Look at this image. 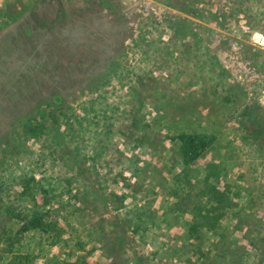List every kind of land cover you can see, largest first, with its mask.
Returning <instances> with one entry per match:
<instances>
[{"label": "rangeland", "instance_id": "1", "mask_svg": "<svg viewBox=\"0 0 264 264\" xmlns=\"http://www.w3.org/2000/svg\"><path fill=\"white\" fill-rule=\"evenodd\" d=\"M37 1L9 0L0 20ZM50 2L28 16L30 32L0 33V171L35 176L28 193L16 190L11 206L29 207L25 214L50 224L23 233L12 252L0 251V264H113L97 242L101 216L93 200H102L100 188L113 200L123 197L107 216H127L138 227L116 264L143 258V264H264V154L244 130L250 125L244 112H264V0H112L109 9L97 4L99 14L91 19L110 25L116 36L94 31L82 39L109 43L100 59L118 58L122 48L116 46L128 45L124 79L109 74L97 88L104 69L79 65L84 58L78 51H59L60 61L46 55L38 72H17L31 50L26 42L55 39V32L52 37L36 27L52 16ZM172 21L187 23L196 37L177 39ZM57 101L75 114L73 129L63 120L52 132L23 131V116L38 108L48 112ZM183 135L211 142L190 167L182 156ZM15 140L16 149L7 152ZM63 141L79 145L73 154L81 166H58ZM209 184L217 186L218 199L204 195ZM83 190L94 192L87 197L91 205L83 202ZM9 226L13 239L20 224Z\"/></svg>", "mask_w": 264, "mask_h": 264}, {"label": "trees", "instance_id": "2", "mask_svg": "<svg viewBox=\"0 0 264 264\" xmlns=\"http://www.w3.org/2000/svg\"><path fill=\"white\" fill-rule=\"evenodd\" d=\"M50 1L55 3V10L52 16L47 17V19L43 21L39 20V23L36 22L38 23L36 27H41L42 29V31L37 32H43L44 34L49 33L52 37V32H55V39H45L49 43L46 42L44 44H41L38 41L34 42L32 39H30L29 42H26V44L31 47V50L28 52V54L26 53L28 58L24 60L23 64H16V67L19 68L17 72L22 69H25V71L28 73L38 72L41 70L39 69V62L41 59H44L46 55L50 56L53 61H60L63 59L59 58L62 56L58 53L59 51L62 50L64 55H70L71 51H73V53L78 51V55H81L82 58H84L76 61L79 65L83 67L85 66L87 69L97 66L98 71L104 69L100 73V80L94 84L95 88L101 85V81H107L110 78L107 76L109 74H115L119 79H124V69L127 68L123 67L122 62L126 57L128 45L125 43H119L118 46H116L118 49L122 48V54H120L118 58H114L113 56L110 59H100L104 58V53L107 52L106 48L109 49V46H107L109 43L107 42V44H104L101 42H96L92 39H89V37L82 39V37L86 34L90 37H93L92 33L94 31H98L100 33L105 31L109 36H116V33H113L115 32V29H113L110 25H98L95 23L94 18L93 20L91 19L93 17V13H98V11L95 9L97 4L104 7L105 9H109L108 4H112V0H38L35 4L26 6L24 9L18 8L16 9L17 11H9L6 14L4 20H0V33L9 31L10 28H12L10 31L11 33L17 31L19 28L21 29V32L26 29L30 32L31 21L30 17L28 16H32V12L34 13L39 3H47L50 5ZM177 7L179 11L185 13L188 12L184 6ZM103 9H101V11H103ZM124 16L125 15L120 14L119 20L125 19ZM26 17L28 18L25 19ZM177 17L183 21L190 22L187 18H182L179 16ZM168 25L174 30L176 38L182 42L196 37L194 29L190 28L187 23H177L172 21L169 22ZM67 34H70V36L68 37ZM75 44H78V47H74ZM21 45H23V43L19 45L17 44V48L19 49ZM87 45L92 50V54H87V51L85 50L86 48H84ZM66 61L70 62V59L67 58ZM223 71L224 73L226 72L224 69ZM68 110L69 108L64 104V102L57 101V104L53 103L50 106L48 112H45L44 109L41 110L38 108L23 116L21 120V127L23 131H26V133L30 131V134L32 135L47 129H49V132H52L53 129L60 128L62 126L63 120H65L66 124L73 129L75 114L70 115ZM244 115L247 116L250 123V125H246L244 127L245 132L258 145L259 149L264 154V112L252 117L251 110L244 112ZM180 140L182 142V156L185 164L189 167L200 157H202L211 145L210 140L204 135H183L181 136ZM16 143L17 141L15 140L14 144H7L6 147L4 146L6 151H10L8 150L10 148L16 149ZM58 144L62 146L61 154L58 156L55 155V158L57 157V159L60 160V163L55 160L58 163V166H65L69 169H75L78 167V165L81 164V159L79 160L76 156H74L73 153L78 152L79 145L75 141H63ZM69 154L70 156L66 157V161H64V155ZM31 175V172L18 175L13 171H7L6 168H2L0 171V244H5V247H0L2 248L0 251L12 252L14 244L16 242L19 243L22 240L20 236L27 231L37 228L45 230L47 227H50V224L46 223L43 217H40L38 213V215H34L32 218H30L28 214H25L26 210H30L29 207V209H24V206H22L21 209L15 207L14 205L11 206V203L14 201L13 199L17 189L21 187V189L24 190V193H28L31 190L30 185L36 180L35 176ZM206 180L208 181V178ZM208 187L209 191L204 193L205 196H209L210 193H215V200L221 196L217 195L219 191L217 186H214L213 184L211 186L209 184ZM97 191L102 193L103 197L102 200H93L95 205L93 209L94 211H99L98 214L101 216L98 221L101 235L98 237L97 242L102 244V247L105 249V251H109L111 257L114 258L113 264H116V259L122 258L123 253L128 251L127 248L129 245H132V240L129 237V233H138V227L133 225L127 216H119L118 214L107 216L111 207L115 208L117 211L123 205V197L113 200V196L107 193L106 189L103 190V188H100ZM86 192L88 191H81L82 200L84 203L91 205L90 201L87 200V197L88 195L93 197L94 192ZM99 201H101L100 206L95 203ZM111 201H114L116 204L111 205ZM93 219L95 220L96 217ZM11 222H17L20 224V230H18L16 233L18 236L14 237L13 239L10 238L12 230L9 224ZM143 262L144 258L140 264H143ZM150 262L151 259L149 264ZM63 264L71 263L63 262ZM72 264L79 263L75 262Z\"/></svg>", "mask_w": 264, "mask_h": 264}, {"label": "crops", "instance_id": "3", "mask_svg": "<svg viewBox=\"0 0 264 264\" xmlns=\"http://www.w3.org/2000/svg\"><path fill=\"white\" fill-rule=\"evenodd\" d=\"M7 2H9V0H0V8L2 4L7 3Z\"/></svg>", "mask_w": 264, "mask_h": 264}]
</instances>
